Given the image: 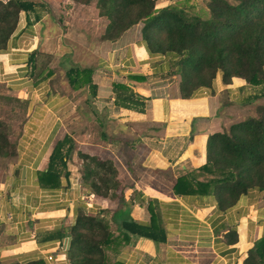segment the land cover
Listing matches in <instances>:
<instances>
[{
    "label": "crops",
    "instance_id": "crops-1",
    "mask_svg": "<svg viewBox=\"0 0 264 264\" xmlns=\"http://www.w3.org/2000/svg\"><path fill=\"white\" fill-rule=\"evenodd\" d=\"M34 13L38 24L43 17L39 18L35 10ZM29 16L22 13L6 49L0 53V82L16 91L17 98L22 95L21 100L26 102L25 122L14 143L15 156L0 158V264H68V231L77 214L94 216L99 211H108L110 216L114 212L115 201L95 197L82 184L78 152L110 160L123 189L124 201L132 202L128 207L129 217L149 225L147 207L152 203L156 225L164 231L165 242L158 244L129 235L128 243L113 257L115 262L242 264L253 243L264 236V213L257 202L260 192L249 191L235 205L221 211L210 194L176 196L172 188L177 178L187 174L195 173L196 179H203L197 170L205 164L207 137L238 122L232 119L231 112L236 107L249 106L248 101L261 88L249 86L238 78L223 84L217 73L210 89H199L190 98L181 99L176 85L169 87L162 80L149 81L153 75H167L168 64L165 58L150 55L141 37L131 39L132 30L138 26L112 41L101 40L99 36L94 44L72 48V53L79 54V61H75L76 54L72 57L73 64L93 70L91 80L96 86L93 100H98L107 87L118 84L143 98L141 113L115 106L111 92L109 101L117 116L126 114L141 123L144 120L148 133L136 140L137 148L144 152L136 153L134 149L127 158L118 151H114L116 155L112 152L113 148L122 151L117 147L122 139L109 140L103 131L99 138L105 139L106 142L101 141L104 144L87 142L84 148L76 149L75 134L65 129L59 114L63 105L61 97L44 86V82L52 81L53 75L37 81L40 87L26 77L27 69L31 68L28 67L32 63L31 54L21 52L18 38L22 30L29 28ZM93 108L99 115L101 111ZM93 119L97 128L99 120L103 126L109 122L108 116L105 119L93 116ZM66 134L74 142L73 153L66 163L68 176L60 177L56 187H42L37 175L45 171L53 146Z\"/></svg>",
    "mask_w": 264,
    "mask_h": 264
},
{
    "label": "trees",
    "instance_id": "trees-1",
    "mask_svg": "<svg viewBox=\"0 0 264 264\" xmlns=\"http://www.w3.org/2000/svg\"><path fill=\"white\" fill-rule=\"evenodd\" d=\"M71 1L85 6L95 2L97 16L107 22L100 36L104 41L115 40L141 24L140 37L147 52L165 58L170 68L168 74L179 77L177 90L181 99L190 98L199 89H210L217 73L223 84L238 78L249 86L260 87V93L249 104L264 99V0H207V18L189 15L175 6L156 9L157 0ZM35 4V0L0 1V53L6 49L20 14L34 13ZM27 24L30 26L28 21ZM29 61H33V54ZM92 72L89 67L69 65L64 77L72 91L87 89L90 99L87 108L97 118L92 104L96 96ZM112 89L115 106L137 113L143 111L144 99L134 96L128 87L118 84ZM255 111L256 116L232 123L207 137L205 164L197 170L203 179H196L195 173L177 178L172 188L174 195L210 194L222 211L249 191H264V105L257 106ZM99 122L102 132L104 126ZM70 134L55 143L45 171L38 173L42 187H56L60 177L68 176L66 163L74 150ZM14 156L15 147L9 143L7 130L0 122V158ZM77 157L81 161L82 184L95 197L115 201L117 207L110 216L108 211H99L94 216L77 214L68 231V264H120L113 257L128 243L129 235L156 244L165 242L163 229L156 225L152 203L147 207L149 225L129 217L132 202L124 201L110 160L79 152ZM242 264H264V236L253 243Z\"/></svg>",
    "mask_w": 264,
    "mask_h": 264
},
{
    "label": "rangeland",
    "instance_id": "rangeland-1",
    "mask_svg": "<svg viewBox=\"0 0 264 264\" xmlns=\"http://www.w3.org/2000/svg\"><path fill=\"white\" fill-rule=\"evenodd\" d=\"M0 1L6 2L7 0ZM35 3L37 8L35 7L34 10L38 13L39 18L43 17V19L37 24V21L34 20V16H37V14L29 13L30 26L28 29L22 30L18 38L21 52L27 51L25 53L30 52V54H33V61L28 65L31 68L27 69L26 77H29V81L34 86L39 85L40 87L41 83H37V81H41V78L48 75V72L52 73V81L49 83L44 82V86L45 88L49 87V92L52 93L53 91L61 97L60 100L63 101V105L59 114L65 129L71 132L72 135L75 134L76 149L78 147L82 148L84 143L87 142L104 144L101 141H106L99 138L100 129L97 128L96 120L93 119L87 109L90 102L88 92L84 89L72 91L64 77V71L69 65H74V58L72 57L76 53H72V48L94 44L104 31L107 23L106 19L96 15L95 2H90L86 6H81V4L71 0H35ZM206 4L207 0H157L155 8L175 6L189 15L207 18ZM20 17H22V14H20ZM140 25H136L138 27L134 26L136 28L132 30V36L130 34L131 39H139ZM78 55L75 61H79L77 59ZM168 70L170 71L169 67ZM150 79L149 81L162 80L169 83V87L176 85V88L179 83L178 76L163 73L153 75ZM110 92L113 93L112 87H107L100 94L101 97L98 100H93V106L97 111H101L99 113L100 117L105 119L108 116L107 121L109 122L104 125V130H102L104 137L109 140L114 137L122 139L120 145H117L118 148H122V151L113 148V154H115L114 151H118L120 154L122 153L121 157L127 158L133 154L134 149H137L136 153L140 152L142 154L144 150L137 148L136 140L140 139L142 134L148 133L144 128L146 126L145 121L143 120L144 123H141L140 120L128 117L126 114L117 116L116 110L112 108L113 103L109 101ZM16 95V91L0 82V122L7 130V139L11 146H14L15 141H17L16 139L21 134L22 125L25 122L26 102L21 100V94H19L21 95L20 98H17ZM51 98H48V102H51ZM259 105H264V99H256L249 106L244 105V108L236 107L234 109L235 113L234 110L231 112L233 114L232 119L242 121L247 117L256 116L255 108ZM104 108L109 112H104ZM127 118L131 120L118 121ZM82 128L84 131H82ZM129 143H133V145ZM95 151L98 150L95 149ZM107 154L111 156L110 153ZM257 202H259L261 212L264 213V191L257 197Z\"/></svg>",
    "mask_w": 264,
    "mask_h": 264
},
{
    "label": "built area",
    "instance_id": "built-area-1",
    "mask_svg": "<svg viewBox=\"0 0 264 264\" xmlns=\"http://www.w3.org/2000/svg\"><path fill=\"white\" fill-rule=\"evenodd\" d=\"M47 260H48V261H50V260H51V257H50V256H48V257H47Z\"/></svg>",
    "mask_w": 264,
    "mask_h": 264
}]
</instances>
